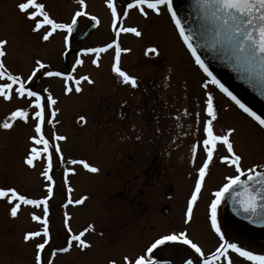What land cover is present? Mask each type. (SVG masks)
I'll list each match as a JSON object with an SVG mask.
<instances>
[{"label": "snow or ice", "instance_id": "6c2138e0", "mask_svg": "<svg viewBox=\"0 0 264 264\" xmlns=\"http://www.w3.org/2000/svg\"><path fill=\"white\" fill-rule=\"evenodd\" d=\"M79 8L74 11L70 21H58L53 18L46 8V4L41 0H20L16 8L28 20L32 21V31L41 33V40L48 42L55 34L63 33V49L61 55L67 59L75 52L74 63L70 71L53 70L49 64L41 59L34 61V67L25 77L22 73H16L6 65L5 58L8 55L7 38L0 39V99L12 102L19 99L25 103L10 111L8 116L0 122V130L11 131L17 122L25 125L32 124L34 135H30L28 140L30 146L23 158V163L35 169L38 161H43V170L40 175L46 183L43 185L45 194L39 198L30 197L22 193L15 186H0V200L10 206L9 215L12 218L18 217L22 205L31 206L34 209L42 208V215L35 211L30 213L31 220L38 223L40 227L28 230L23 234L25 243L38 241L34 244L35 255L34 264H55V260L61 254H69L74 248L81 252L91 249L93 244L85 239L86 233L97 232L94 224H89L81 231L74 232L71 227L72 216L67 211L69 206H83L89 196L83 195L78 199H72L73 191L69 176L77 174L75 166H81L84 170L92 174H100L101 168L90 163L86 159L66 158L61 142H67L68 136L56 131L60 121L57 115L60 109L57 106L58 98L54 97L48 88L37 90L34 87V80L41 77L61 78L63 80V93L65 96L83 91L82 83L93 85L95 81L89 75H75L79 66L84 64V56H92L91 63L96 67L100 66V54L114 49L112 71L122 84L130 85L132 88L138 87V77L130 75L120 66L121 53L130 52V48L121 47V34H132L137 38H142L144 32L136 26H125V20L135 10L145 20H150L153 16H161L164 11L170 14L176 29L179 32L195 64L202 70L208 79L202 82L205 90L202 101V109L189 113L184 110V115H191L194 119L196 141L191 146L192 164H196L197 154L203 153V158L198 168L195 169L197 175L194 179V186L190 193V198L186 202L184 213V225H188L193 220V210L201 196L205 186L206 177L209 175L210 167L218 160L220 164L234 169V174L224 177V182L213 193L209 204V219L211 228L219 238V244L214 251L205 253L202 246L190 238V233L185 227L179 231H171L160 234L149 241L139 252H122L120 256L110 257L106 264H173L171 259L163 258L159 251L173 244L187 246L191 251L183 260V264H235L233 254L244 258L251 264H264V254H257L251 250L241 247L239 244L230 242L226 237L217 219L218 206L226 197L231 196L234 204L238 207L235 210L245 216L253 223L264 224V165L260 163L244 167V157L236 150L232 139L236 129L227 128L223 133L218 134L215 130L214 122L218 119V112L215 97L208 91L209 85H215L221 92L226 94L244 113L252 117L261 128H264V115H258L247 104L242 102L228 87L225 86L213 71L209 64L202 59L198 48L194 46V36L191 29H187L182 18L174 8V0H105L107 8L110 10L111 30L114 38L111 42L103 46L73 48L72 36L76 31L79 18L88 17L95 28L100 24L96 15L87 11L86 0H77ZM197 7L201 10L202 18L207 23L204 30L207 39L203 41L202 47H211L221 54V58L231 63L234 69L242 73V78L246 79L253 87L264 93V0H196ZM146 54L160 55L157 45H151L146 49ZM200 108V104H197ZM78 121L87 123L86 117L81 115ZM34 122V123H33ZM46 125L52 127L49 134ZM187 134V133H185ZM225 154H218L220 149ZM55 166L62 167V178L67 190L66 202L61 205L65 209L63 212V226L65 229V239L62 245L53 246L54 237L50 227V201L55 195L56 180L54 178ZM244 177V179H242ZM241 189L237 191V187ZM103 236V231L97 233Z\"/></svg>", "mask_w": 264, "mask_h": 264}, {"label": "flooded vegetation", "instance_id": "af4514ba", "mask_svg": "<svg viewBox=\"0 0 264 264\" xmlns=\"http://www.w3.org/2000/svg\"><path fill=\"white\" fill-rule=\"evenodd\" d=\"M19 2L20 0H0V32L2 33L6 29L1 25L2 21L8 23V20L20 19L25 23V31L27 32L28 30L29 33L31 35L34 34V36L38 35L37 37L39 38V40H41V33H34L31 30L32 26L29 24V26L27 25V23L32 24V21L28 20L23 14L19 13L18 9L16 8L17 3ZM41 2H44L47 5L48 1L41 0ZM54 3L57 5L56 2ZM86 3L97 7L106 8L108 13L106 23H100L98 26L93 28V22L88 17L79 18L78 27L72 36V44L80 43L82 40H85L93 35L106 36L105 41H107V43L111 42V40L114 38V33L110 27V10L107 8L105 0H86ZM69 4L70 5L68 7L78 3L77 0H71L69 1ZM174 8L176 9V0H174ZM164 13L166 14V17L164 16ZM164 13L161 16H153L150 20H145L135 10H133L130 16L125 20V26H136L141 28V30L144 32L142 38H137L132 34L123 33L120 36L121 47L131 49L130 52L121 53L120 66L130 75L137 76L138 79L148 77L147 75L139 74L142 73L141 70L137 69V67H140L138 64L139 61L137 59L139 57H145L149 60L150 64L147 67L149 71L148 74L151 73L150 78H154L153 70L155 69V66H153V63L158 56L154 54H146L147 47L145 46L154 45L159 41H155V39L157 38L156 34L158 29L161 30L162 26L169 23L172 28L178 32L173 21L171 20L170 14H168L166 11H164ZM21 16H23V18ZM96 16L98 17V19L100 18L99 14H97ZM53 18L58 19L55 16H53ZM70 18L71 17H67V19H69L68 21H70ZM157 20L161 22L159 27H157ZM85 33V37L80 40V42L77 41V38L81 37ZM58 34L63 35V33ZM58 34H55L53 37L57 36ZM162 42L167 43V45L169 46L167 47V50L171 49L173 45L171 41L165 38L164 40H162ZM180 45L182 46V50L184 51V53H186L188 58L191 60V53L188 51L181 37ZM112 51H114V49H110L107 52ZM73 54L75 55V52H73ZM102 54L103 53L100 54V63L103 60L108 62L106 69L107 71L105 73L107 75H110V78L115 79V83H118L119 80L116 74L112 71L113 58L107 60L104 55L101 56ZM84 57L88 59V56ZM89 57L93 58L92 56ZM62 61H64L63 58ZM91 65L92 69L94 68L96 70H100L101 68V65L99 67H96L92 63ZM52 66L50 65L51 68ZM8 67L10 69V66ZM64 67L65 71H70L65 63ZM200 72L204 74L201 69ZM96 73L100 74L99 71ZM75 75L90 76L91 74L87 72L80 73V71L76 70ZM91 78L95 81V83L93 85L84 86L83 91L79 94L75 93V95H81L86 90L91 93V91L96 88V85L99 81L95 79L99 78V76L94 75ZM150 78L143 81H138L137 88H132L130 85H125L120 82L119 89L120 91L124 90L121 92V95L123 97L126 96V98L129 97V101L136 102L138 106L136 108V113H134L135 117H132L131 114L122 112L120 118L121 121L119 120L121 128L120 131L122 133V141L120 142V145L122 147V150H124L121 151L123 152V158L120 162L121 177H118L116 179L117 181L112 184L114 187L118 188L119 192H111V183L106 184L110 191L104 194H102V192L91 193L90 191H86V189L81 191L79 186L76 185L77 182L75 181L76 179L73 178V175H70L68 178L73 189L71 193L72 199H78L83 195L91 197L93 194H97L99 196L98 200H88V205L90 208L88 207L89 209H87L86 215H83L82 209H79L81 206H69L67 211H69L72 216L70 223L74 232L83 230L89 224H94L96 227L97 220H99V223L102 221V224H100L99 226L104 224V219H106L105 223H108L109 216H111L112 214L114 219L117 217L119 219V224L117 226L111 225L109 228V224H107L100 228H96L97 232L86 233L85 239L90 240L93 244V247L83 252H81L79 249L74 248L72 252L69 253L74 255L72 264H106L108 258L105 259L102 256H99L100 246L105 240H107L108 246L119 241L122 242L123 250L119 252V255H109V258H118L122 252H139L149 241L160 234H165L174 230L179 231L184 229L185 227L190 233V238L198 242L202 246V248L204 246H208L210 248V251L208 253L214 251L219 244V238L215 231L211 228V222L209 219V206H207L208 204H210L211 199L213 198L212 193L215 190L213 189V191H211L207 188V178L197 205L194 207L193 220L188 225H184L183 223L184 213L186 210V202L187 199L190 198V193L194 186V179L197 175L196 171H193L191 178L189 177L190 168L193 166L191 162V146L197 139V136L195 134V126H189L184 118L183 120L180 119L177 124L172 123L175 129L170 132L167 128L171 126V122H169L170 125H165L166 123L161 124L158 120H156L155 122H146L144 118V116L147 115L144 110V107L146 105L152 106L156 113H158L160 110H164V105H170L174 107L180 105L183 109L185 107V109L188 110L190 107L186 102L187 99L185 98V96H182L179 93L180 88L175 85V82H160L158 80ZM39 80L40 74L38 73V78L34 82V87L37 90H42L43 86L41 84L38 85ZM210 88L211 92L213 94L215 93L216 95L214 97L218 112V119L214 122V125L216 132L219 133L218 126L227 124L228 121H225L224 119L225 114L223 112V107L225 106V104L222 95H220L223 92H221L215 85L210 84ZM86 97L88 98L90 96ZM164 97L174 101L175 103H163L162 101L165 99ZM89 99H91V97ZM203 99L204 94L199 99V102H189H194V105L196 106L199 103L200 108H197L196 110L199 111L203 107ZM226 99V105L229 108H232L231 110H236L238 112L240 111V108L230 98L227 97ZM24 103V101L19 99H14L12 102H6L3 99H0V114H4L3 117H5L10 113V111L14 110L15 107L21 106ZM62 105V103H58L56 106L60 109L58 114H61ZM77 115H79V113ZM246 115H242L243 118H246L250 121L249 116ZM117 120L118 119H116L115 121ZM108 126L111 127L110 124ZM111 129H109V133L110 131L112 133ZM249 145L250 146H248V149L251 152L255 147H253L251 143H249ZM2 147V149L0 150V175L1 171L4 173L7 170V172L4 174H6V179L8 180L6 182L5 177L0 176V186H10L11 184L9 183L10 179L8 168H10L9 166L13 163H19V165L21 166L20 168L23 167V169L25 170L23 158L27 152L28 146H26L25 150L19 149L18 156L14 155V149L11 142H4L3 140ZM129 149L133 151L131 152L133 153L132 155H129ZM2 150H4V153L2 152ZM133 170L135 172H132ZM26 171H31V168H29V170H25V173ZM62 174V167L57 166L55 168L56 176L54 177L57 184L55 188V195L50 201L49 217L52 235L55 238V241H59L60 244L64 243L66 235L63 226V212L65 211V209L62 208L61 205L66 202L67 190L64 185ZM38 179L40 180V188L37 191V189H31L32 178L30 176L24 177L23 180L27 185L26 189H28L27 192L25 191V194H28L33 198H39L45 194L46 190L44 189L43 185L46 183V181L43 178L38 177ZM242 179H244V177H242ZM92 202L100 203L96 207H93ZM101 206H106L107 209H102L100 214L96 213L99 210V207L101 208ZM0 207L6 206L0 203ZM115 207L118 210H116ZM33 211H35L37 214L42 215V208H24L23 211H20L17 217L19 221L17 222L15 220L17 218H12L9 215V211H7L6 209L0 210V242L3 240V236L5 235L10 237L8 241L4 243V246H6L4 248L11 249V247L17 243L16 240L11 239V237L16 233L19 237L18 243L20 246L27 248L31 246L32 242H38L31 241L25 243L23 241V234L26 231L38 229L40 227L38 223L31 220L30 213ZM89 214L92 216H90ZM217 219L221 230L224 232L225 237L230 242L237 243L241 247H245L246 249L251 250L257 254H260V251L264 250V240L258 241L241 237L238 233L233 231L232 227L224 222L222 217V202L218 206ZM179 222H182V226L175 227V225H177ZM79 223L81 224L79 225ZM31 225H34L35 228L29 229ZM103 227L106 230H100L103 229ZM8 228H10V230ZM99 231H103V236H99L97 234ZM0 246H3V244L0 243ZM173 246H176L177 248L169 249L167 247H164L159 251V255L163 258L171 259L173 261V264H183V260L187 255L191 253L192 250H190L187 246L181 244H173ZM182 253H184V256ZM64 255L67 254H61L60 256ZM233 259L235 264H251V262L237 256L236 254H233ZM23 262L20 264H26L25 262ZM59 262L61 263L60 260ZM8 264H15V261L9 258Z\"/></svg>", "mask_w": 264, "mask_h": 264}, {"label": "rangeland", "instance_id": "374dc122", "mask_svg": "<svg viewBox=\"0 0 264 264\" xmlns=\"http://www.w3.org/2000/svg\"><path fill=\"white\" fill-rule=\"evenodd\" d=\"M46 8L50 12L52 16L57 17L58 21L67 22L69 19L67 17H71L75 10L79 8L78 4H73L68 7L69 1L71 0H47ZM56 2L57 5L54 3ZM61 3V4H60ZM60 4V5H59ZM89 11L92 15H100V23L105 24L106 18L108 16L107 9L103 7H97L91 4H87ZM61 6V7H59ZM16 15V14H15ZM166 17V14L164 13ZM20 17V16H19ZM23 18V16H21ZM16 21V23H15ZM31 25V23H27V25ZM161 24L160 21L157 20V27ZM1 25L6 29L1 33L0 39L7 38L9 44L7 45L8 55L5 58L6 65L10 66V70L16 73H22L25 77L30 73L31 69L34 67V61L36 59H41L44 63L53 65V70H64V63L67 68H70V65L73 64L75 55L72 53L70 56L65 59L62 55L63 49V35L58 34L55 37L50 38L48 42H44L39 40L38 35H31L29 31H25V23L20 19L17 20H8V23L5 21L1 22ZM28 25V26H29ZM27 26V27H28ZM28 36H27V35ZM157 38L155 41L159 40L155 45H157L160 49V55L155 59L153 66H155L154 78H150L151 73L148 74V65L149 60L145 57H139L138 64L140 67L137 69L141 70L142 73L140 75H147L148 77H143L142 79H138V81H143L146 79H155L160 82L163 81H171L175 82L176 86L180 88L179 93L182 96H185L186 102L190 107L188 109L189 113H192L197 110V106L194 105V102H199L201 96H203L205 90L202 88V82L207 79L198 68H196L187 56L186 53L182 50V46L180 45V36L176 30L172 28V26L168 23L167 25L162 26V29H158ZM167 38V40L173 43L170 50H167V43H163L162 40ZM106 36H90L89 38L82 40L80 43L73 44V48L80 47H96L103 46L107 43ZM145 47H149L146 45ZM109 60L114 58L115 52H106L103 53V56ZM87 57V56H86ZM63 60L65 61H62ZM84 59V64L77 68L78 71L87 72L91 74L90 76L98 75L99 78L95 80L99 81L96 85V88L91 91V93L86 90L81 95H72L65 96L63 93V80L60 78H46L41 77L39 80V84L43 86V88H48L49 91L52 92L53 96L58 98V103H62V111L61 114L57 115V119L60 123L56 127V131L60 134H65L68 136L67 142H61L63 151L65 153L66 158H76V159H86L90 163H94L101 168L100 174H92L84 170L81 166H75L77 168V174L73 175V178L76 179L77 186H79L80 190L90 191L91 193H99L102 194L109 192V188L107 187V183H111L112 190L111 192H119L118 188L114 187L112 184L115 183L118 177H121L120 171V162L123 158V151L120 145L122 141V133L120 128V118L122 112L131 114L132 117H135L134 113H136L137 104L134 101H129V97L126 98L121 95L120 91V80L118 83H115V79L110 78V75H107L105 72L107 71L108 62L102 61L100 63V70L92 69L91 60L89 56ZM105 70V71H103ZM100 72L96 73V72ZM36 79L34 80V82ZM33 82V84H34ZM84 86H88L86 82L82 83V88ZM59 90V91H57ZM208 91H211L210 85ZM214 96L215 93L213 94ZM222 95V94H220ZM90 96V97H86ZM224 99L225 106L223 107L224 119L227 121V124L218 126V134L223 133L227 128L233 127L236 129V132L233 134L232 139L234 140L236 150L241 153L244 157L243 166L248 167L255 163H260L264 165V130L255 122L249 121L246 118H243L244 115L242 112H238L236 110H231L226 103L227 99L222 95ZM165 99L162 101L163 103H175L174 101L164 97ZM222 100V99H220ZM161 103V104H163ZM164 105V110H160L158 113L154 111L152 106L146 105L144 110L146 112V116H144L146 122H155L158 120L161 124L166 123L165 125L171 126L167 128L170 132L175 129L172 125L177 124V122L181 119L187 121L189 126H194V119L191 115L188 117L183 114L184 109L177 105L176 107L168 105ZM119 109V110H118ZM79 113V115H77ZM152 113V115H151ZM182 114V116H181ZM4 114H0V122H2L7 116L3 117ZM85 116L87 123L82 124L78 121L79 116ZM118 119L117 121H115ZM110 120V123H109ZM120 120V121H119ZM34 123V122H33ZM111 125L109 127L108 125ZM112 128V129H111ZM109 129L112 130V133ZM52 127L50 125H46V131L50 134L52 131ZM30 135H34L32 124L25 125L21 122H17L14 129L11 131L0 130V146L2 147L3 140L4 142H11L14 155L18 156L19 149L25 150L26 146H30V141L28 137ZM5 137V138H3ZM249 143L255 147L251 152L248 149ZM0 147V150L3 148ZM168 147V146H167ZM251 149V148H250ZM129 155H132L133 151L129 149ZM4 153V150H2ZM220 155L225 154L224 150L221 148L219 153ZM203 158V153L199 152L196 158V164L190 168L189 177L191 178L193 171L199 167L201 160ZM56 161L54 159V177L55 168L57 166ZM9 183L10 186H15L22 193L27 192V185L24 183V177L30 176L32 178V186L31 189L40 188V180L39 178H43L40 175V172L43 170V161H38L35 169H31V171L25 173V170H29V167L25 165V170L20 168L19 163H13L9 166ZM7 170L4 172L6 173ZM132 172H135L134 170ZM1 171L2 177H5ZM229 174H234V169L226 167L219 163L217 160L211 167L209 171V175L207 178L206 186L211 191L216 190L219 186L224 182V177ZM44 179V178H43ZM6 184V183H4ZM25 188V189H24ZM29 188V186H28ZM209 190V191H210ZM86 193V192H85ZM98 195L93 194L89 197V200H98ZM0 203L4 204L6 207H0V210L9 211L10 206L6 204L3 200H0ZM100 202H92L93 207H96ZM209 206V204L207 205ZM88 201L81 206L79 209H82L83 215H86ZM3 208V209H2ZM24 208H31L29 206H23L21 211ZM102 209H107L106 206L99 207V210L96 212L98 214L101 213ZM109 209V207H108ZM116 210H118L115 207ZM205 213V210H204ZM97 214V215H98ZM105 214V213H103ZM119 214V213H118ZM90 215V214H89ZM92 216V215H90ZM17 218V217H16ZM117 219V220H115ZM113 217V214L109 216L108 223L102 224V221L99 223L97 220L96 228H100L104 225L109 224V228L111 225H118L119 219L118 217ZM17 222L18 218L15 219ZM81 223H79L80 225ZM182 226V222H179L175 227ZM35 228L34 225H31L29 229ZM10 230V228H8ZM34 230V229H33ZM100 230H106L104 227ZM12 231V229H11ZM9 236H3V240L0 242L3 246H0V264H8L9 258L15 261V264H20L23 261L26 264H34V255L35 248L34 244L36 242H32L30 247L20 246L18 241L19 237L17 233L11 237V239L16 240V244L11 247V249H6L4 247V243L8 241ZM62 245L59 241H55L53 246ZM169 249L177 248L176 246L170 245L167 246ZM123 250V244L121 241L110 244L108 246L107 240L103 242L100 246V254L103 258L107 259L110 256L119 255V252ZM203 250L208 253L210 248L207 246L203 247ZM259 252V251H258ZM86 254V253H85ZM184 256V253H182ZM260 254H264V250L260 251ZM72 254H67L64 256H58L55 260V264H72L73 256ZM61 261V263L59 262ZM23 262V263H24Z\"/></svg>", "mask_w": 264, "mask_h": 264}, {"label": "water", "instance_id": "95a60500", "mask_svg": "<svg viewBox=\"0 0 264 264\" xmlns=\"http://www.w3.org/2000/svg\"><path fill=\"white\" fill-rule=\"evenodd\" d=\"M176 10L186 28L191 29L193 33H198L197 36H194V46L198 48L202 59H205V62L209 64L210 70L217 76V79L258 115H264V93L242 78V73L236 71L231 63L223 60L217 50L201 46L203 41L207 39V33L204 30V25L207 22L203 20L196 0H176ZM85 35L86 33L77 38V41L82 40ZM236 190L240 191L241 189L238 186ZM236 207L238 206L234 204L231 196L222 201L224 222L241 237L258 241L264 240V224L253 223L246 219L244 215L235 210Z\"/></svg>", "mask_w": 264, "mask_h": 264}]
</instances>
